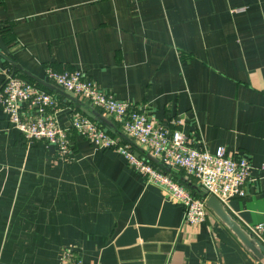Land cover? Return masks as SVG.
Here are the masks:
<instances>
[{"label":"crops","instance_id":"1","mask_svg":"<svg viewBox=\"0 0 264 264\" xmlns=\"http://www.w3.org/2000/svg\"><path fill=\"white\" fill-rule=\"evenodd\" d=\"M0 38L15 63L64 94L47 68L81 71L163 128L186 115L197 149L246 156V197L225 209L242 229L264 222V0H0ZM8 69L0 56V88ZM50 92L69 161L27 143L0 108V264H61L67 247L89 264H264L211 212L184 233L182 206L124 155L72 131L70 114H85ZM160 169L204 196L183 170Z\"/></svg>","mask_w":264,"mask_h":264},{"label":"built area","instance_id":"2","mask_svg":"<svg viewBox=\"0 0 264 264\" xmlns=\"http://www.w3.org/2000/svg\"><path fill=\"white\" fill-rule=\"evenodd\" d=\"M244 9L237 10L242 12ZM48 80L64 91L73 93L104 114L114 118L126 137L146 154L154 157L166 169L183 170L195 179L206 197L191 193L165 171L155 167L144 158H136L128 144L120 142L107 129L79 113L70 114L71 130L99 151L112 150L124 155L129 166L147 183L163 187L169 199L183 208L182 231L189 234L194 227L206 222L210 213L206 199L215 197L227 206L232 199L246 197V185L251 181V163L246 156L233 155L224 148L210 153L197 149L184 133L186 115L174 119L171 128L157 125L138 108L106 93L96 83L87 82L81 71L57 72L46 69ZM57 97L40 85L13 74L8 69L0 88V108L8 117L11 127L18 130L29 144L44 141L53 147L61 161H69L73 151L67 130L58 123ZM264 247V222L244 229ZM61 264L86 263L75 248L67 247L61 253Z\"/></svg>","mask_w":264,"mask_h":264},{"label":"water","instance_id":"3","mask_svg":"<svg viewBox=\"0 0 264 264\" xmlns=\"http://www.w3.org/2000/svg\"><path fill=\"white\" fill-rule=\"evenodd\" d=\"M0 56L3 57L9 63L12 69V73L15 74L17 71L22 72L26 75L30 80L35 81L41 84L43 87L47 88L48 90L56 93L57 95H67V97L76 104L77 110L84 113L88 118L92 119L93 121L102 124L108 131L111 132L114 136H119L121 139L125 140L132 148L131 151L136 158H142L141 155H145L147 161L155 164L160 165L159 161L154 157L146 154L141 148H139L136 144L131 142L123 133L117 130L101 113H98L91 105H87L86 103L82 102L80 99L76 98L73 93L67 92L64 94L63 91L54 87L51 84L43 82L38 78L34 77L23 68H21L15 61L10 57V53L8 52L7 48L4 46L2 39L0 38ZM51 151L55 152L53 147L50 148ZM161 167V165H160ZM163 168V167H162ZM203 197H206L204 194ZM206 207L223 225H225L238 239V241L247 249L249 250L256 259L259 261L264 262V247L254 240L244 229L240 227V225L235 221V219L228 213L225 209V206L217 200L213 196H209L206 199Z\"/></svg>","mask_w":264,"mask_h":264},{"label":"trees","instance_id":"4","mask_svg":"<svg viewBox=\"0 0 264 264\" xmlns=\"http://www.w3.org/2000/svg\"><path fill=\"white\" fill-rule=\"evenodd\" d=\"M22 78H24V79H26L27 81H30V82H33V83H36V84H38V85H40L43 89H45L46 91H48V92H50V90H48L47 88H45V87H43L41 84H39V83H37V82H35V81H32V80H30L29 78H27L26 76L24 77V76H22ZM51 93V92H50ZM97 123V122H96ZM98 124V123H97ZM99 125V124H98ZM100 126V125H99ZM111 133V132H110ZM115 137H117V135L115 136ZM121 142L122 143H124V144H128L125 140H122L121 139ZM129 145V144H128ZM131 147V146H130ZM131 149H133L132 147H131ZM145 158H146V156H145ZM146 160H147V158H146ZM149 162V161H148ZM151 163V162H150ZM152 165H154L155 167H157V168H162V167H160V165H155V164H153V163H151Z\"/></svg>","mask_w":264,"mask_h":264}]
</instances>
